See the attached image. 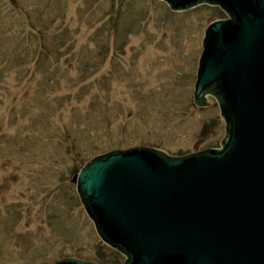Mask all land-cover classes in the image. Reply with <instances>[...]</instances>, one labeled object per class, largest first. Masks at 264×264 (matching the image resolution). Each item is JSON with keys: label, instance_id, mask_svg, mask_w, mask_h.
<instances>
[{"label": "rangeland", "instance_id": "1", "mask_svg": "<svg viewBox=\"0 0 264 264\" xmlns=\"http://www.w3.org/2000/svg\"><path fill=\"white\" fill-rule=\"evenodd\" d=\"M218 4L0 0V264H121L71 177L96 155L223 146L215 98L194 102Z\"/></svg>", "mask_w": 264, "mask_h": 264}, {"label": "water", "instance_id": "2", "mask_svg": "<svg viewBox=\"0 0 264 264\" xmlns=\"http://www.w3.org/2000/svg\"><path fill=\"white\" fill-rule=\"evenodd\" d=\"M164 1L227 14L205 29L194 83V102L213 96L228 123L222 148L113 150L71 181L97 234L125 254L121 264H264V0Z\"/></svg>", "mask_w": 264, "mask_h": 264}]
</instances>
